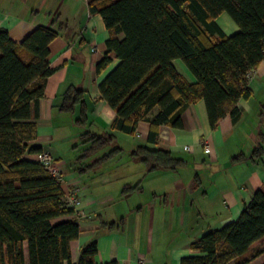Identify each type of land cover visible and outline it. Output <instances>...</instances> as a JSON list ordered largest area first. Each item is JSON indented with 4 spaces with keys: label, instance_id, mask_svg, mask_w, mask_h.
Listing matches in <instances>:
<instances>
[{
    "label": "trees",
    "instance_id": "trees-1",
    "mask_svg": "<svg viewBox=\"0 0 264 264\" xmlns=\"http://www.w3.org/2000/svg\"><path fill=\"white\" fill-rule=\"evenodd\" d=\"M88 9L101 16L108 31L106 53L96 71L108 67L112 56L118 61L98 85L100 99L115 113L112 129L134 134L138 122L157 107L147 137L155 144L160 127L182 128V113L199 100L211 129L226 117L237 121L239 100L251 96L248 74L264 58V0H90ZM222 13L236 24V33L227 36L216 24ZM53 23L35 27L19 42L0 28V264H74L70 243L79 236L78 220L54 222L73 209L65 203L60 182L41 163L24 158L42 152L33 142L37 128L31 105L44 96L43 82L53 72L47 60L49 43L61 30ZM174 59L182 60L195 84L176 71ZM82 98V90L69 88L61 109L71 111ZM84 122L82 112L77 123ZM84 138L86 154L107 143V138L88 132ZM139 151L154 167L184 165L167 150ZM262 153L260 145L250 157L258 161ZM241 159L237 155L232 161ZM135 189L126 186L122 195ZM99 220L109 229L123 224ZM190 250L179 264H248L262 255L264 188L255 191L235 221L209 229ZM96 255L93 240L80 249L75 264H97Z\"/></svg>",
    "mask_w": 264,
    "mask_h": 264
},
{
    "label": "crops",
    "instance_id": "crops-1",
    "mask_svg": "<svg viewBox=\"0 0 264 264\" xmlns=\"http://www.w3.org/2000/svg\"><path fill=\"white\" fill-rule=\"evenodd\" d=\"M89 1L0 0V28L15 42L35 27L52 26L55 18L53 27H61L49 43L47 60L53 72L43 82L44 96L32 103L31 111L37 128L33 142L54 157L63 198L75 190L81 201L80 233L70 243L72 263L80 249L95 240L97 264L111 260L137 264L139 256L149 264H179L192 254V242L209 229L235 221L255 191L264 188V58L248 74L251 96L239 100L237 121L226 117L211 129L199 100L182 113V128L161 126L158 141L151 144L149 122L157 107L138 122L134 134L111 128L115 113L100 99L98 85L118 61L112 56L108 67L96 71L106 53L108 31L101 16L90 13ZM215 21L227 36L239 30L226 13ZM117 36L123 38L122 33ZM172 65L188 83H196L182 60L174 59ZM72 87L83 91L82 103L64 111L63 96ZM82 112L85 122L78 124ZM86 132L107 138V143L86 154L84 146L89 144H82ZM260 145L263 153L253 161L250 156ZM140 147L167 150L184 165L154 167L142 160ZM237 155L242 159L233 162ZM24 158L37 161V154ZM126 186L137 189L124 196ZM99 218L123 224L109 229ZM65 220H76L75 213L54 222ZM23 248L27 255L25 242Z\"/></svg>",
    "mask_w": 264,
    "mask_h": 264
},
{
    "label": "built area",
    "instance_id": "built-area-1",
    "mask_svg": "<svg viewBox=\"0 0 264 264\" xmlns=\"http://www.w3.org/2000/svg\"><path fill=\"white\" fill-rule=\"evenodd\" d=\"M94 51L95 48H94ZM204 147L207 152H209V147L204 142ZM37 161L41 163L45 169L54 176L58 181L61 180V173L60 170L55 163L54 157L49 153H38L37 154ZM65 203L67 206L71 207L73 209V213H75V218L78 220L82 217L83 212L80 210V204L81 201L79 197L76 195L75 190H70L67 198L65 199ZM137 264H149L148 260L144 256H139L137 259Z\"/></svg>",
    "mask_w": 264,
    "mask_h": 264
},
{
    "label": "rangeland",
    "instance_id": "rangeland-1",
    "mask_svg": "<svg viewBox=\"0 0 264 264\" xmlns=\"http://www.w3.org/2000/svg\"><path fill=\"white\" fill-rule=\"evenodd\" d=\"M220 22V21H219ZM78 129V128H77ZM72 128H68V135L70 134V136L72 137ZM79 141V140H78ZM78 141L76 143H78ZM70 150H72L70 148ZM50 154V153H49ZM55 160V159H54ZM65 200V199H64ZM248 264H264V253L262 255H260L258 258H256L255 260L251 261L250 263Z\"/></svg>",
    "mask_w": 264,
    "mask_h": 264
}]
</instances>
